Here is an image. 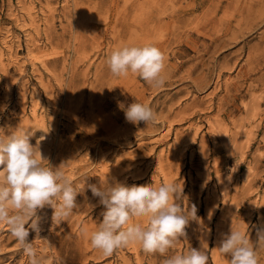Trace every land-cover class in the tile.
I'll return each instance as SVG.
<instances>
[{
	"label": "rangeland",
	"instance_id": "374dc122",
	"mask_svg": "<svg viewBox=\"0 0 264 264\" xmlns=\"http://www.w3.org/2000/svg\"><path fill=\"white\" fill-rule=\"evenodd\" d=\"M146 43L165 56L158 89L131 71L115 76L107 64L113 49ZM0 55V135L28 129L46 158L42 166L63 163L74 188L85 183L79 208L63 222H53L50 206L38 210L41 231L29 229L28 240L42 264H164L201 241L208 264H229L218 246L231 227L257 244L264 0H0ZM133 102L148 104L156 122L126 121L120 105ZM101 182H175L187 197L182 206L194 203L203 223L190 222L163 256L139 244L105 256L86 235L105 210L87 185ZM256 252L264 264V247ZM0 264H29L3 225Z\"/></svg>",
	"mask_w": 264,
	"mask_h": 264
},
{
	"label": "clouds",
	"instance_id": "9594fccd",
	"mask_svg": "<svg viewBox=\"0 0 264 264\" xmlns=\"http://www.w3.org/2000/svg\"><path fill=\"white\" fill-rule=\"evenodd\" d=\"M107 64L115 76H127L131 71L153 88L165 85L162 75L165 56L150 43L123 44L111 51ZM120 107L130 123L148 124L157 120L156 113L146 103L133 102L126 108L122 104ZM31 135L28 129L0 135V225L8 228L29 258V264H42V257L28 240L29 229L37 235L41 231L38 210L50 206L54 210L53 222H63L79 208L76 197L83 192L85 183L82 190L74 188L63 163L55 168L42 166L46 158L39 145L30 143ZM87 188L99 198L105 210L100 213L103 219L98 228L86 235L91 246L105 256L130 244H139L146 254L163 256L181 237L187 236L190 222L203 223L194 203L187 208L182 206L181 201L187 197L183 186L175 182H165L159 187L101 182L99 187L88 184ZM133 218H146L145 226L130 223ZM257 237L254 246L248 233L231 227L230 234L223 235L218 251L229 257V264H258L256 247H264V227L257 229ZM208 260L206 243L201 241L199 248L172 255L164 264H208Z\"/></svg>",
	"mask_w": 264,
	"mask_h": 264
},
{
	"label": "bare ground",
	"instance_id": "6f19581e",
	"mask_svg": "<svg viewBox=\"0 0 264 264\" xmlns=\"http://www.w3.org/2000/svg\"><path fill=\"white\" fill-rule=\"evenodd\" d=\"M30 19H31V18H30ZM30 19H28V20H30ZM0 56H1V55H0ZM35 103H36V102H35ZM34 107H35V106H34ZM117 154H118V153H117ZM115 159H116V158H115ZM120 159H121V158H120ZM120 159H119V160H120ZM115 161H116V160H115ZM103 164H104V163H103ZM224 179H226V178H224ZM223 182H224V181H223Z\"/></svg>",
	"mask_w": 264,
	"mask_h": 264
}]
</instances>
